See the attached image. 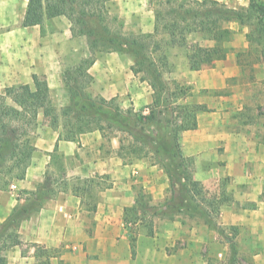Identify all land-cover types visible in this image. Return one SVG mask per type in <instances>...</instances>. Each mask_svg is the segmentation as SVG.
<instances>
[{
    "label": "crops",
    "instance_id": "obj_1",
    "mask_svg": "<svg viewBox=\"0 0 264 264\" xmlns=\"http://www.w3.org/2000/svg\"><path fill=\"white\" fill-rule=\"evenodd\" d=\"M5 0H0V4ZM231 8H246L249 0H216ZM264 3V0H259ZM123 31L153 33L155 16L150 0H113ZM26 9V8H25ZM3 11H5L3 9ZM2 11V12H3ZM6 12V11H5ZM25 12V11H24ZM23 18V17H22ZM232 50L213 68L190 71L186 59L175 66L169 78L191 88L188 102L209 111L197 115L195 130L179 137L181 153L192 162V177L201 184L208 200L227 202L217 214V225L234 227L233 243L242 264H264V62L252 67L245 77L239 59L247 53L249 28L230 23ZM229 46V47H230ZM88 55L86 39L71 33L66 17L45 20L42 26L22 27L21 19H0V89L32 85V75L43 77L51 101L59 111L68 105L62 74ZM133 61L125 53L98 52L88 74V92L105 100L114 99L123 109L135 111L148 106L151 89L132 73ZM58 132L38 115L35 151L23 180L14 189L0 190V223L18 204L24 192L32 191L51 167V153ZM118 139L104 142L99 131L82 134L79 142L58 141L64 158L66 178L107 175L109 188L98 193L96 210L83 209L70 189L47 200L43 207L19 227L21 244L6 255L11 264H222L230 236L196 215L181 214L154 219L153 235L142 229L131 251L123 210L135 203L139 186L150 195L152 205L170 198L169 182L163 171L143 160L124 161L116 156ZM72 167L68 165L74 163ZM22 194L21 196L18 195ZM91 220L93 224L90 225ZM136 225H134L135 227ZM137 227V226H136ZM39 250L56 251L46 259ZM243 256H248L243 260Z\"/></svg>",
    "mask_w": 264,
    "mask_h": 264
},
{
    "label": "trees",
    "instance_id": "obj_2",
    "mask_svg": "<svg viewBox=\"0 0 264 264\" xmlns=\"http://www.w3.org/2000/svg\"><path fill=\"white\" fill-rule=\"evenodd\" d=\"M154 4L153 33H125L122 23L114 25L117 17L111 16L113 0H28L21 21L22 27L42 26L45 20L63 16L71 24L75 37L86 39L88 55L74 66L64 69L62 81L69 103L59 111L51 101L48 85L43 77L32 75V85H19L0 89V190L5 191L15 181L23 180L35 151L38 115L58 132L57 144L51 153V167L34 190L24 192L23 203H18L0 224V264H11L6 254L21 244L18 227L31 214L38 212L45 202L69 189L80 199L89 213L96 210L98 193L110 185L107 175L66 178L64 158L58 153V141L79 142L82 134L99 131L104 142L117 137L116 156L124 161L150 159L166 175L170 198L161 206H150L143 201L148 195L139 192L135 203L123 210L125 227L141 221L142 214L187 212L200 216L209 224L217 218L226 196L208 200L201 184L192 177V162L181 153L179 137L185 131L195 130L197 115L209 111L205 105L183 103L192 96L191 88L165 76L171 72L167 50H185L190 71L213 68L226 58L228 43L234 32L230 23L249 28V44H255L264 62V3L249 0L246 8H231L216 0H150ZM197 34L207 45L188 44V37ZM129 51L134 56L132 73L151 89V103L135 111L123 109L116 100L94 97L88 92L91 83L89 68L98 52ZM55 173V174H54ZM148 201V200H147ZM170 214V215H169ZM196 214V215H195ZM229 240L227 264H242L232 238ZM147 235H153L152 220ZM136 234L129 235L134 253ZM39 252L37 249L36 253Z\"/></svg>",
    "mask_w": 264,
    "mask_h": 264
},
{
    "label": "rangeland",
    "instance_id": "obj_3",
    "mask_svg": "<svg viewBox=\"0 0 264 264\" xmlns=\"http://www.w3.org/2000/svg\"><path fill=\"white\" fill-rule=\"evenodd\" d=\"M27 1L28 0H5L4 2H2L0 4V19L3 18V17H10L12 18L13 20L14 19H21L22 21V17L24 15V11H25V8H26V5H27ZM152 5V4H151ZM153 6V9H154V4L152 5ZM3 9L6 11H3ZM3 11V12H2ZM111 16L114 17V16H117V14L115 13V7L114 5L111 6ZM118 17V16H117ZM118 23H121V20H119L117 18V20L115 21L114 25H117ZM125 33H133V32H127V31H124ZM135 33V32H134ZM137 34V33H135ZM249 43V42H248ZM188 44L189 45H195V44H201V45H207V42L206 41H202L201 40V37L200 35H197V34H193L191 36L188 37ZM230 46V45H229ZM228 46V47H229ZM230 50H232V47L230 46L229 47ZM230 52V51H229ZM123 53V52H121ZM167 53H168V60H169V64H170V67H171V70L173 68H175V66H179V63H183V59H186L185 58V50L184 49H180V48H177V47H174V48H170L167 50ZM125 54L127 57H129L130 60H132L134 62V56L132 55V53H130L129 51H126L125 50ZM260 54L257 52V48H256V45L255 44H249V46L247 47V53L246 54H243L241 56V58L239 59V61L241 62V65L243 66V74L245 77H248V76H251V75H254L255 74V70H253L254 68L252 67L254 64L257 63V61L259 62H262L260 61L258 58H259ZM132 62V63H133ZM76 65V64H75ZM71 67V66H70ZM171 73V72H170ZM139 77H141V75H138ZM167 79L169 80H172L171 78H169V74H166L165 76ZM4 90V89H3ZM2 90V91H3ZM183 103H190L187 101V99H184L182 101ZM45 121V120H44ZM45 123L47 124V122L45 121ZM143 161H145L146 163H152V161L150 159H144ZM75 164L72 163L70 165H68V168L69 167H72L73 165ZM50 171H55V169H51ZM56 173V174H55ZM55 176L57 175V171H55ZM165 175V174H164ZM166 176V175H165ZM70 178V176H69ZM15 182H13L11 185H13ZM11 187V186H10ZM8 187L5 191H9L11 188ZM169 189V188H168ZM135 192H136V198H137V194L139 192H141V194L143 193L144 195H148L149 196V199H146L143 201L145 204H148L150 206H152V204L150 203L151 201V197L150 195L142 188V186H139L135 189ZM18 195H22V194H19ZM25 197V196H24ZM135 198V199H136ZM148 200V201H147ZM156 206V205H154ZM161 206V205H159ZM184 214H186L187 218H193L191 216H189V214L185 211H183V213H181V215L184 217ZM170 215V214H169ZM157 216H162L161 213L157 214V215H150V214H142L141 215V221H138V223L136 224V226H129L128 227V233L129 234H137L139 232V230H143L145 233L147 232V225H148V222L152 220V223H153V226H154V219L157 218ZM168 217V216H167ZM88 220V219H87ZM89 221V220H88ZM90 222V221H89ZM217 220L216 218H213L212 219V222L210 223L209 227L210 228H215V230L219 231V235L221 236V238H225V236H230L231 235V231L229 230L228 227H222V226H219L217 225ZM1 224V223H0ZM93 224V220H91L90 222V225ZM56 251H53V250H39V252L37 253L38 256L43 260V259H46L48 258L49 256H51L52 254H55ZM8 253V252H7ZM7 255V254H6ZM230 256V253H229V250L227 251V255L225 257V262H223L222 264H227L228 263V258ZM243 260H246V258L248 256H243ZM241 260V259H240Z\"/></svg>",
    "mask_w": 264,
    "mask_h": 264
},
{
    "label": "built area",
    "instance_id": "obj_4",
    "mask_svg": "<svg viewBox=\"0 0 264 264\" xmlns=\"http://www.w3.org/2000/svg\"><path fill=\"white\" fill-rule=\"evenodd\" d=\"M11 189H14V186L13 185H11V187H10Z\"/></svg>",
    "mask_w": 264,
    "mask_h": 264
}]
</instances>
